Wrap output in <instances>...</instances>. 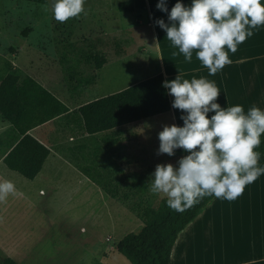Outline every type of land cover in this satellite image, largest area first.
I'll list each match as a JSON object with an SVG mask.
<instances>
[{
  "label": "rangeland",
  "instance_id": "374dc122",
  "mask_svg": "<svg viewBox=\"0 0 264 264\" xmlns=\"http://www.w3.org/2000/svg\"><path fill=\"white\" fill-rule=\"evenodd\" d=\"M119 1L123 0H86V15L60 23L52 17V0H47L46 4L0 0V68L2 57L24 72L32 62L31 67L50 76V81L68 95L73 108L91 98L128 87L157 65L152 60L156 55V42L147 26L148 10L120 12ZM150 1L153 4V0ZM155 20L150 16L151 23ZM92 54L106 59L100 69L82 62L84 56ZM62 55L66 64L79 62L78 68L83 74L94 73L95 87L83 88L79 94L70 96L64 87L59 63ZM251 70L248 68L247 72ZM225 71L226 68L224 73H227ZM262 73L264 76V67ZM201 74L207 76V71ZM78 117L74 108L66 120L68 132L63 119L49 126L58 131L52 148L70 147L80 138L83 130L79 114ZM172 124L170 114L165 112L147 117L139 124L98 132L100 140H105L110 135L108 132L122 138L139 133L138 137L130 138L134 141L124 138L122 144L127 149H132L129 145L134 146L133 153L143 152L139 161L118 154L123 175H130L125 182L123 176L119 182L112 183V179H116V158L109 155L101 159L98 170L108 182L105 189L90 182L61 158L55 161L49 158L32 180L9 170L0 161V181L10 180L17 189L14 195L0 202V258L8 256L18 264H131L114 247L126 234L141 227L139 213L155 206L161 198L150 192V174L157 164L175 165L176 156L164 158V154H156L152 143L158 139L163 126ZM8 130L0 116V136H5ZM108 144L117 155L112 148L115 141ZM178 153L181 158L183 150ZM257 180L253 194L260 201L264 199V175ZM252 208L235 206L233 211ZM254 209L259 214L264 213V204L260 202ZM229 224L226 221L227 227ZM261 233L257 232L258 236ZM257 240L264 241V237L255 238ZM248 248L249 238L240 236L233 228V231L226 229L205 237L202 245L199 243L195 250L192 248L191 255L194 256L195 251L201 263L217 264L232 261Z\"/></svg>",
  "mask_w": 264,
  "mask_h": 264
},
{
  "label": "clouds",
  "instance_id": "9594fccd",
  "mask_svg": "<svg viewBox=\"0 0 264 264\" xmlns=\"http://www.w3.org/2000/svg\"><path fill=\"white\" fill-rule=\"evenodd\" d=\"M86 0H52V17L60 23L87 14ZM156 8L167 13V23L155 24L166 33L170 46L191 63L193 55L215 76L230 65V53L264 27V0H176L169 10L167 0ZM162 87L181 111L182 126L165 125L158 132L157 154L185 155L176 162L157 164L148 180L150 192L165 199L166 206L183 213L205 198L234 201L245 188L264 175L259 151L264 144V109L245 110L237 104L222 107L220 88L206 76L176 75ZM211 113V115H209ZM17 189L10 180L0 181V202Z\"/></svg>",
  "mask_w": 264,
  "mask_h": 264
},
{
  "label": "trees",
  "instance_id": "16d2710c",
  "mask_svg": "<svg viewBox=\"0 0 264 264\" xmlns=\"http://www.w3.org/2000/svg\"><path fill=\"white\" fill-rule=\"evenodd\" d=\"M25 1L47 3V0ZM117 8L120 12H133L146 9V3L145 0H123L117 3ZM82 62L100 69L106 59L100 54H92L84 56ZM59 63L64 87L70 96L79 94L83 88L95 87L96 75L83 74L78 68L79 62L76 65L66 64L62 55ZM163 81V74L157 73L119 91L80 103L76 111L82 120L83 134L72 146L58 147L56 151L95 184H108L100 176L102 171L98 170V162L109 156L108 150L95 134L167 112L170 99L167 89L162 87ZM69 110L64 102L29 74L2 57L0 114L10 128L5 136H0V159L6 168L26 179H34L50 149L28 131ZM259 151L262 153L261 164L264 162V144ZM212 200L205 198L185 212L177 213L166 206L164 198H160L155 206L139 213L141 227L120 239L115 244V250L131 264H168L178 233ZM0 264L18 263L11 257L3 256Z\"/></svg>",
  "mask_w": 264,
  "mask_h": 264
},
{
  "label": "crops",
  "instance_id": "0c3cea01",
  "mask_svg": "<svg viewBox=\"0 0 264 264\" xmlns=\"http://www.w3.org/2000/svg\"><path fill=\"white\" fill-rule=\"evenodd\" d=\"M152 2L153 4L151 3L150 0H145L146 9L139 11L148 10L149 12V14L146 17L147 26L150 27L153 33V40L156 42V55L152 60L157 65L152 69V72L145 74L143 77H140L134 83L141 81L145 78H148L150 76H153L157 73H162L165 80H172L176 77V75H182L184 78H191L192 76H196L197 78H199L200 76H204L201 73L206 72L207 69L203 68L200 65V62L196 60L195 54L193 55V60L191 63L183 62L182 55H178V56L172 55V53L177 50L173 49L170 46V42L166 38V33L162 29H160L159 26L155 24V22L152 21L151 23L150 21V16H151L156 20L164 19L165 22L167 23L168 22L167 13L161 12L156 8V4L158 0H153ZM175 2L176 0H167V6L169 10L175 4ZM183 3L189 4L190 0H183ZM149 7L150 10L148 9ZM230 59L232 60V63L224 67L226 68L225 72L227 73H224V69H223L221 72H218L215 76H206L208 79L214 80L217 86L221 90V94L218 97L217 102L220 103L222 107L224 106L230 107L233 105L240 104L244 106L246 111L248 108H250L253 105L264 109V76L262 73V67H264V27H261L258 30H256L251 38L247 39L243 44H241L238 47L236 53L234 54L230 53ZM31 64L33 63L30 62V65L28 66V69L26 70L25 73L29 74L32 78H34L47 90L53 93L62 102H64L70 109L67 113L60 115L28 131V133L38 138L50 149V153L46 158L41 170L43 169L45 163L47 162V160H49V158H52L53 161H55L56 158H61L66 164L73 166L66 158H64L54 148H52V141L55 139L54 137L58 134V131H54V129H50L49 126L53 124L55 121L59 119H63L65 122L64 126L66 127L64 129L65 131H67L68 122H66V120L74 108L77 110L79 104H76L75 107L73 108L68 102V95H66L63 91L58 89V87L50 81V76L45 75L41 70L36 69L35 67H31ZM248 68L249 69L252 68V70L250 72H247ZM93 99L94 98H91L90 100ZM169 99H170V109L167 111V113L170 114L172 122L175 125L182 126L183 122L180 119L181 111L173 109L171 107V102L173 98L170 95H169ZM76 115L78 117L77 111H76ZM209 115H211V113ZM1 118L3 117L1 116ZM3 120L7 128H10V124L4 118ZM142 120L143 119L127 125L139 124ZM127 125H123L116 128H122ZM116 128L107 131H111V130L113 131ZM111 132H108L110 135L107 136L105 140H100L97 137V133L95 134V136L100 141V143L108 150V154L110 156H113L114 159L116 158L115 166L117 167L114 166L115 167L114 177H116V179H112V183L115 181L119 182V179H122L123 176H125V180L123 181L125 182L126 179H130V175L128 174L123 175V171L121 170L118 161V156L123 154L124 156L126 155L127 157L129 156L131 161H136V160L139 161L140 158L142 159V156L140 154L143 152L137 151L133 153L134 151L132 150L134 149V146L131 147L129 145V147L132 149H127V146L122 144V140L126 138L127 141L129 140L134 141L130 138L138 137L139 133L138 135L135 134V136L132 137L125 136L124 138H122L119 136L112 135ZM69 138L70 140H73L74 137H69ZM112 141H115L116 143L112 148L118 152L117 155L114 154L109 147L108 143H112ZM154 141L155 143L154 142L152 143L153 144L152 147L154 152L157 154V150L159 147V140L154 139ZM180 151L181 149H177L175 151V155L172 156V157L176 156L175 157L176 162L180 159L178 153ZM164 158H169V156L164 154ZM260 165L264 166V162H262ZM118 170L121 171L119 172ZM40 172L38 174H40ZM88 180L92 182L90 179ZM92 183L95 184L94 182ZM257 183L258 180L248 185L245 188L243 194L234 201L230 202L219 199H213L212 201H210L204 207V209H202L201 212L188 225H186L184 229H182L178 233L176 240L172 246L168 264H208V263H201L200 261H198L195 255V251H194V256H192L193 255L192 248L194 247L195 250V246L197 244L200 243L202 245L204 238L205 237L207 238L209 235L212 236L217 232L218 233L224 232L226 231V229H231V231H233V228H235V230L240 232V236L249 238V248L245 252H242L243 255L235 257L232 261L223 262V263L217 262V264H264V241H259V240L255 241V238L259 239L261 236L264 237L263 234L264 213L259 214L258 210L254 209V206L258 205L260 202L261 204H264V199L258 201L257 199L254 198L253 193H254V189L257 186ZM95 185L98 186L99 188H104V189L107 187V184H105L104 186H100L97 184ZM120 205L126 207L124 204H120ZM246 205H248V207L252 206L253 208L251 210H245V211L244 210L242 211L240 209L233 211L235 206L243 207ZM129 211L133 213L132 209ZM226 221L230 223L228 227L226 226ZM232 223H236V224H232ZM257 232H262L260 234L261 236H258ZM191 256L193 259L192 258L190 259Z\"/></svg>",
  "mask_w": 264,
  "mask_h": 264
}]
</instances>
